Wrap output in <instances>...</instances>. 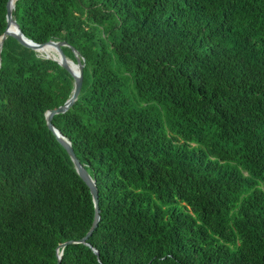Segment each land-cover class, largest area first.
Wrapping results in <instances>:
<instances>
[{"label": "trees", "instance_id": "obj_1", "mask_svg": "<svg viewBox=\"0 0 264 264\" xmlns=\"http://www.w3.org/2000/svg\"><path fill=\"white\" fill-rule=\"evenodd\" d=\"M0 0V37L7 4ZM0 68V264H264V0H18ZM70 47L65 55L76 61ZM93 248L99 251L97 256Z\"/></svg>", "mask_w": 264, "mask_h": 264}, {"label": "water", "instance_id": "obj_2", "mask_svg": "<svg viewBox=\"0 0 264 264\" xmlns=\"http://www.w3.org/2000/svg\"><path fill=\"white\" fill-rule=\"evenodd\" d=\"M11 1L12 0H9L8 4H7V27H6V31L0 37V68L2 66L1 54H2V49H3L4 43L8 38H13L16 42H18L22 46L30 48V49L38 52L40 54V56H42L43 58L49 59V60H54V61L58 62L74 79V89H73L72 95L69 98V100L63 106H61L55 110L49 111L46 114V121H47V125H48L49 129L53 132V134L56 136L57 140L60 142V144L65 148V150L69 154L77 173L84 180V182L88 185V187L91 191L92 197H93L94 205H95L94 223H93V226H92L91 230L89 231V233L80 241H78V242L70 241V242L64 243L60 246V248H65L67 245L74 244V243H81V244H85V245L90 246L88 244V240L93 235L95 230L98 228L99 223L101 221V210H100V206H99V191H98V187H97V182H96V179H94L90 175L86 166H84L80 162V160L77 158L71 141L67 137H65L53 124V118L55 115H60V114H64V113L68 112L75 105V103L78 101L80 94L82 92V89H83V85H84L85 62H84V59L81 58L80 53L78 51H76L74 48H72L65 41L51 40L45 44H38V43H35L34 41H32L31 39H29L28 37H26L24 35V33L22 32V30L20 28V24L18 23V21L16 19V15H15L16 5H15V8H12L11 7ZM11 25L14 26V28L16 29L15 31L11 29ZM47 47H56L57 48L56 53L55 54H48L47 52L44 51ZM64 47L72 48L76 61L69 59L65 55L64 50H63ZM92 249L97 256H100L98 250H96L93 247H92ZM62 257H63V252H61L59 254V257H58L59 258V264H62L61 263Z\"/></svg>", "mask_w": 264, "mask_h": 264}, {"label": "bare ground", "instance_id": "obj_3", "mask_svg": "<svg viewBox=\"0 0 264 264\" xmlns=\"http://www.w3.org/2000/svg\"><path fill=\"white\" fill-rule=\"evenodd\" d=\"M17 1L18 0H12L11 1V7L12 8H15V5H16ZM11 29L14 30V31L16 30L14 28V26H12V25H11ZM44 51L47 52L48 54H55L56 51H57V48L56 47H47Z\"/></svg>", "mask_w": 264, "mask_h": 264}]
</instances>
